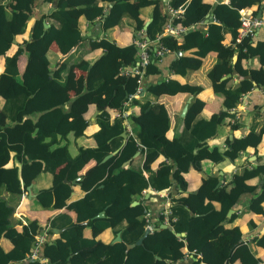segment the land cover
I'll list each match as a JSON object with an SVG mask.
<instances>
[{"label":"trees","instance_id":"16d2710c","mask_svg":"<svg viewBox=\"0 0 264 264\" xmlns=\"http://www.w3.org/2000/svg\"><path fill=\"white\" fill-rule=\"evenodd\" d=\"M43 2H48L49 7L34 17L29 38L17 41L14 51L5 54L15 36L24 30L34 7ZM168 4L183 5L176 20L186 27L178 38L171 34L159 38L173 54L167 64L169 71L185 75L199 68L207 54L213 55L215 59L206 76L212 90L223 93V104L227 108L250 83H264V45L257 41L250 43L247 38L235 41L238 9L252 5L255 13L262 9L261 0H227L213 4L204 0H168ZM144 6H150L152 13L145 28L142 25L146 17L140 15V8ZM209 13V19L201 24ZM79 16L100 30L114 27L127 16L131 20L133 38L138 32H144L152 39L162 29L166 13L163 0H0V55H3L0 71V240L4 238L9 242L8 248L0 242V264H40L38 256L31 258L28 254L34 246L35 235L42 234L39 232L44 227L39 225L37 217L28 215L24 217L25 223L18 225V219L12 214V200L19 196L23 185L43 170L52 173V183L37 194L42 206L53 209L64 206L74 211L73 216L58 211L49 219V229L61 228L59 236L51 242H41L37 254L41 250L50 264H258L260 256L255 255L250 243L264 247V231L247 242L241 238L238 226L224 228L223 220L239 193L255 186L248 184L246 179L259 176L262 178L260 187H264V162L243 166L232 175L230 186L222 182L216 185L218 178L208 174L201 178L195 191L176 195L169 191L167 224L171 229L159 226L164 223L162 207L155 212L151 210V222L156 228L146 233L141 243L126 247V243L134 242L144 229L142 212L148 209L146 204L141 201L130 204L143 188L151 186L160 190L175 184L183 190L186 183L182 172L189 166L198 168L202 157L214 161L225 157L232 159L247 145H255L264 135V129L233 137L224 150L220 151L217 146L207 149L206 139L214 134L224 113L220 119L216 112L207 118L196 117L203 105V100L196 96L201 85L169 77L143 84L145 91L153 95L178 91L192 95L182 116L181 132L167 137L169 119L164 105L145 100L139 103L137 113L129 114L133 134H128L121 142L119 133L124 125L120 118L110 121L106 108L120 110L123 100L135 90L137 74H121L120 66L133 64L137 48L133 42L119 45L105 35L87 36L79 25ZM44 22L48 23L45 27ZM224 33L234 41L233 46L223 42ZM85 38L88 48L102 49L92 60L78 52ZM51 43L62 56L52 66L47 57ZM178 50L181 53L176 55ZM234 51L236 58L232 60ZM253 55H257L259 65L242 66L241 59ZM22 56L25 61L21 68ZM159 59L153 58L147 63L143 76L160 71ZM75 68L82 74L76 75ZM223 73L230 75L219 79ZM233 74L240 76V81L226 86ZM74 89L78 91L70 96L69 91ZM89 103L99 110L95 116L98 128L91 134L95 144L79 146L77 152L70 155L66 145L56 138L69 132L73 135L83 132L86 125L83 112ZM25 113L38 114L33 119ZM138 149L144 152L141 168L122 164ZM10 152H13V162L7 165ZM110 152L112 154L102 160ZM159 154L167 162L161 161L151 170L150 165ZM89 160L93 163L78 173ZM142 169L148 171L146 177ZM77 176L83 194L67 203L71 184L65 180ZM262 197L261 194L251 196L248 206L264 216V207L259 202ZM212 199L217 201L216 207ZM99 210H103V215L95 216ZM233 217L234 212L226 221ZM249 223L254 225L251 219ZM85 225L90 227V237L81 233ZM106 227L118 231L120 238L112 242L95 238Z\"/></svg>","mask_w":264,"mask_h":264},{"label":"crops","instance_id":"0c3cea01","mask_svg":"<svg viewBox=\"0 0 264 264\" xmlns=\"http://www.w3.org/2000/svg\"><path fill=\"white\" fill-rule=\"evenodd\" d=\"M204 1L210 4H213L215 2H227V0ZM261 4L262 9H257L255 13L259 11V14H264V0H261ZM167 5L168 0H163V11L166 13L165 21L170 17L167 11ZM47 7H49L48 2L38 3L36 7H34L33 13L30 14V16L26 20L24 30L22 31V33L15 36L12 44L5 51V54L9 55L14 51L17 41L21 42L22 40L29 38L30 28L34 17H36L38 13H40ZM243 7H248L252 11L255 8L252 5ZM140 12L141 16H145L146 19H148L149 13L151 12V7L144 6L140 8ZM209 16H211V13L207 14L206 18H204L200 23H205L207 19H209ZM78 22L87 36L94 37L105 35L112 38L119 45L130 43L133 40L130 25L131 20L127 16H123L118 24L114 27L108 28L111 29L110 36L107 34V29L100 30L97 26L90 24L86 20H83L80 16L78 17ZM256 41L261 45H264L263 28L256 29L249 40L250 43H254ZM223 42L225 44H230L231 39L228 33H224ZM78 49V52L82 55V57L89 58L90 60L94 59L102 52L101 48H88L87 38L83 39V41L79 44ZM180 53L181 51H179V54ZM233 53H236V51H234ZM175 54L178 55L176 52ZM47 57L49 59L50 66H52L56 60H59L62 57L58 53H56L53 43L50 44L49 49L47 50ZM172 58L173 54L170 51L165 52L157 61L160 71L156 74H145L142 78L143 82H154L159 81L160 78L166 79L169 77H175L180 82L188 81L190 83H198L201 85L202 88L196 94V96L203 100V105L196 113V117L207 118L212 112H216L220 119V115L224 113L223 117L216 125L214 134L206 139L205 144H207V149L212 146H217L220 151L224 150L233 137L244 136L250 130L257 131L260 128L264 129V95L257 89L258 85L250 83V86L245 89V91L242 90L238 100L232 106L227 108L223 104V93L220 91H213L209 79L206 76L207 69L214 62L215 58L213 55L207 54L203 58L202 65L199 68L191 70L185 75H175L173 74V72L169 71L167 64ZM234 59L232 58V60ZM24 61V57H20L19 66L21 68L24 65ZM241 63L242 66L250 67H257L259 65L257 55L246 56L241 59ZM2 67L3 55H0V71ZM73 71L76 75L82 74V72L76 68L73 69ZM229 75L230 73H228V75L227 73H223L219 75V79ZM240 79V76L233 74L226 82V86H233L236 84V82H239ZM142 85L143 90L132 96L131 101H129V106L127 107L128 112L124 117H120L115 114L119 110L106 108L110 121L113 118H120L121 122L124 125V135L122 136L119 133L121 136V142H123L125 137L129 134L128 129L130 130L131 134H133L129 114L137 113L139 103L144 102L145 100L149 102H161L164 105L169 119L168 129L165 131L167 137H171L174 134L181 132L180 130L183 125L182 116L184 114H181V109L184 104H186L187 108L192 95H188L184 91H178L174 94L160 93L158 95H153L146 92L144 84ZM77 91V89L70 90V96H73ZM98 112L99 110L95 107V105L93 103H89L86 110L83 112V116L86 120V125L84 126L83 132L79 135H73L72 132H69L63 137L56 138L57 142L66 145L67 151L70 155H74L77 152L79 146H93L95 144L91 134L98 128V124L95 119V116ZM37 114L38 113H25V116L33 118ZM231 124L234 125L232 126ZM138 145L142 150H144V147L141 144ZM195 149L196 148H193V151H195ZM143 153L144 152L140 151L139 149L136 150L132 154V158L127 159V162H124L122 164H131L134 167L141 168ZM161 161L167 162V159L159 154L151 163L150 169L154 170L161 163ZM12 162L13 152H10V158L7 162V165H11ZM14 162L19 165L17 161ZM259 162H264V135H261L255 145H247L244 150L239 151L238 155L232 159L225 157L223 159L214 161L209 157H202L199 161L200 164L198 168L189 166L184 172H182V176L186 183L185 189L183 190L178 188V186L175 184H172L171 186L165 187L164 189L160 190L155 189L151 186H147L146 188L142 189L140 195L135 196L133 199H136L137 202H143L144 204H146L148 210H154L155 212L159 208H163L167 205V196L169 191V194L171 193L172 195L185 194L188 191H195L201 181V178L205 177L208 174L216 176L218 178V184L222 182L223 184L230 186V179L235 172H238L243 166L251 167ZM92 163L93 160H89L88 162H86L78 171V173H82L83 170ZM147 173L148 171L142 169V174L145 177L147 176ZM73 180L74 182H69L71 184V191L69 193L67 203L83 194V191L79 187L78 179L75 178ZM246 182L248 184H255V186L252 188V190H245L239 193L235 202L231 206V208H233L231 213L234 212V217L230 221H226L227 218H225L223 222L224 228L233 225L238 226L242 233L241 238L243 240H247V242H250V238L252 236L259 235L264 231V216L260 213L251 211L248 206V200L251 198V196L256 197L258 194H261L263 195V197L259 202L264 207V187H260L262 178L259 176H254L246 179ZM51 183L52 173L46 170L39 171L33 177V179H31L26 185H23L19 196L13 198L12 200V202H14L12 214L14 218L18 219V225H20L21 222L25 223V215H28L30 217H37L36 219L39 221V225L44 227V229L39 233L43 234L44 240H46L47 242H51L54 238L58 237L59 231L61 229L56 226L50 227L49 229V219L58 211H66L68 214H70V216H73L74 214V211L72 209H66L64 206L58 209H53L48 206H42L37 194L42 189L49 188L51 186ZM218 184L216 183V185ZM44 200L46 201V198H44ZM211 202L215 207L218 205L217 201L214 199H212ZM250 219L254 222V225H251L249 223ZM47 227L49 230H46ZM81 233L84 237H90V227L88 225L83 226L81 229ZM117 234L119 235L118 231L115 232L113 229L106 227L98 232L97 235H95V238H99L103 242H112L118 240L114 239ZM0 242L4 248L9 247V242L7 239L1 238ZM250 247L254 251L255 255L260 256L258 264H264V247L255 246L252 243H250ZM37 256L40 264H50L47 262L46 258L41 255V250L39 251ZM233 264H237V262H234Z\"/></svg>","mask_w":264,"mask_h":264},{"label":"built area","instance_id":"2783aa9c","mask_svg":"<svg viewBox=\"0 0 264 264\" xmlns=\"http://www.w3.org/2000/svg\"><path fill=\"white\" fill-rule=\"evenodd\" d=\"M167 11L170 15L169 19L165 21L162 26V29L159 32H156L152 39H149L144 32H138L137 37L133 38L132 42L136 45L137 57L134 60L133 64L131 65H121L120 66V73L121 74H137V85L133 92L129 93L126 98L123 100L121 109L116 112L120 117H124L125 114L128 112L127 107L129 106V101H131L132 96L136 95L140 91L143 90V70L147 63L153 58H160L165 52L169 51V48L166 47L161 41L160 36L163 34H171L172 36L178 38L182 35L186 27L181 25L176 18L179 17L182 7L179 6H172L168 4ZM238 19L239 24L236 27V36L235 41L240 42L241 38H247L248 41L250 40L251 36L253 35L254 31L258 28L264 29V16L257 15L248 7H240L238 9ZM234 42V41H233ZM233 42H230L231 45H234ZM150 49V50H149ZM150 52H151V59H150ZM257 89L260 93L264 95V83L257 86ZM129 134H131L130 130L128 129ZM167 205L161 209V213L163 215V222L167 224V216L170 213L169 204L170 201L167 197ZM142 217L144 218V227L149 228V232H151L155 226L153 225L152 215L150 210L144 209L142 212ZM44 241L43 234H36L35 235V243L32 247L31 252L28 254L29 257H36L38 245Z\"/></svg>","mask_w":264,"mask_h":264},{"label":"water","instance_id":"95a60500","mask_svg":"<svg viewBox=\"0 0 264 264\" xmlns=\"http://www.w3.org/2000/svg\"><path fill=\"white\" fill-rule=\"evenodd\" d=\"M182 7H183V5H182ZM106 12H107V10H105V12L103 13L102 18L105 16ZM256 14L259 15V11H257ZM151 15H152V13L150 12V13H149V17H148V19H146V20L143 22V25H142L143 28H145L146 25L148 24L149 20L151 19ZM47 24H48L47 22H44V23H43V26L45 27V26H47ZM13 40H14V39H13ZM137 51H138V49H137ZM176 53L179 54V51H177ZM235 57H236V53H233L232 58L234 59ZM227 75H228V73H227ZM222 77H224V76H222ZM185 110H186V104H184V106L182 107V109H181V114H183V113L185 112ZM120 134L123 136V135H124V131L122 130V131L120 132ZM110 154H112V152L107 153L106 155H104L103 158H102V160L106 159ZM125 162H127V160H126ZM76 179H79V176H77ZM65 181H66V182H74V180H70V181H69V180H68V181L65 180ZM217 184H218V182H217ZM136 203H137V200H136V199H133V200L130 202V204H136ZM232 210H233V208H231V207L227 209V211H226V213H225L226 218L231 214ZM102 214H103V211L100 210V211H98V212L95 214V216H100V215H102ZM159 226H160V227H168L169 229H171V226L168 225V224H166V223H160ZM155 228H156V226H155ZM148 232H149V228H148V227H144L142 234H141L137 239H135L134 242H132V243H126V247H130V246H132V245L135 244V243H136V244L141 243V242H142V238H143L144 235H145L146 233H148ZM177 233H178V232H177ZM181 234H183V233H181ZM114 239H119V235L117 234V235L114 237ZM155 257H158V256L155 255Z\"/></svg>","mask_w":264,"mask_h":264},{"label":"rangeland","instance_id":"374dc122","mask_svg":"<svg viewBox=\"0 0 264 264\" xmlns=\"http://www.w3.org/2000/svg\"><path fill=\"white\" fill-rule=\"evenodd\" d=\"M111 29H107V34L110 36Z\"/></svg>","mask_w":264,"mask_h":264}]
</instances>
